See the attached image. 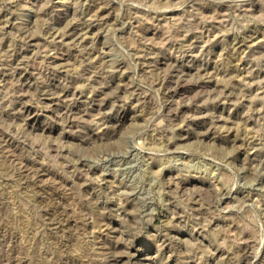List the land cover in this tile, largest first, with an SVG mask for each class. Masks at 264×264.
Returning <instances> with one entry per match:
<instances>
[{"label": "rangeland", "instance_id": "rangeland-1", "mask_svg": "<svg viewBox=\"0 0 264 264\" xmlns=\"http://www.w3.org/2000/svg\"><path fill=\"white\" fill-rule=\"evenodd\" d=\"M0 264H264V0H0Z\"/></svg>", "mask_w": 264, "mask_h": 264}]
</instances>
